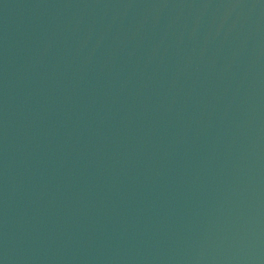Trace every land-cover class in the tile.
Wrapping results in <instances>:
<instances>
[{
  "label": "water",
  "instance_id": "obj_1",
  "mask_svg": "<svg viewBox=\"0 0 264 264\" xmlns=\"http://www.w3.org/2000/svg\"><path fill=\"white\" fill-rule=\"evenodd\" d=\"M0 264H264V0H0Z\"/></svg>",
  "mask_w": 264,
  "mask_h": 264
}]
</instances>
